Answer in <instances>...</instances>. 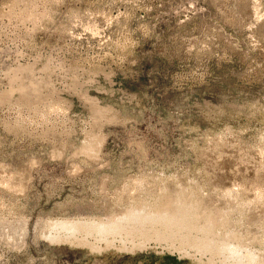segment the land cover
Returning a JSON list of instances; mask_svg holds the SVG:
<instances>
[{
  "label": "rangeland",
  "instance_id": "rangeland-1",
  "mask_svg": "<svg viewBox=\"0 0 264 264\" xmlns=\"http://www.w3.org/2000/svg\"><path fill=\"white\" fill-rule=\"evenodd\" d=\"M223 242L264 264V0H0V264Z\"/></svg>",
  "mask_w": 264,
  "mask_h": 264
},
{
  "label": "bare ground",
  "instance_id": "bare-ground-1",
  "mask_svg": "<svg viewBox=\"0 0 264 264\" xmlns=\"http://www.w3.org/2000/svg\"><path fill=\"white\" fill-rule=\"evenodd\" d=\"M179 191V190H178ZM176 211H181V209H177ZM169 212H171V211H169ZM169 212H166V213H163L161 216H159L160 218H165V220L167 219V220H169V221H173L174 220V216H176V214H175V211H172V212H174L173 214L172 213H170L169 214ZM184 215V214H183ZM186 215V214H185ZM131 216V215H130ZM189 216V215H188ZM187 217V216H186ZM135 218V217H134ZM159 218V219H160ZM130 219V218H129ZM176 220V219H175ZM87 221V220H86ZM99 221H101V220H99ZM113 221V220H112ZM142 220H140V222L138 221V222H136V224L137 223H145V221L146 220H144V221H142ZM151 221V220H150ZM83 222V221H82ZM97 222V223H96ZM96 222H89L88 224L89 225H93V224H96V226H98L99 227V229L100 230H103V232H105L106 234H110V232H112V231H118L119 230V228L121 227V226H124V224L122 223V224H118L117 222L116 223H114V222H109V223H104V222H98V221H96ZM128 222V221H127ZM146 222H148V221H146ZM176 222V221H175ZM81 222H71V221H58V222H56L55 223V226H56V228H58V229H60V230H68V229H70L71 228V230H72V232H75L76 231V229H77V227H78V225L80 224ZM84 223H86V222H84ZM155 223V222H154ZM164 223V222H163ZM172 223V222H171ZM98 224V225H97ZM127 224H129V223H127ZM126 224V225H127ZM135 224V223H134ZM134 224H131V225H134ZM151 224V223H150ZM157 224V223H156ZM165 224V223H164ZM175 224V223H174ZM125 225V226H126ZM138 225V224H137ZM179 225V224H178ZM220 225V224H219ZM94 226V225H93ZM136 226V225H135ZM134 226V227H135ZM143 226V225H142ZM141 226V227H142ZM147 226H149V225H147ZM165 226V225H164ZM169 226V225H168ZM172 226V225H171ZM177 226V225H176ZM134 227H132V228H134ZM138 227H140V226H138ZM137 227V228H138ZM144 227V226H143ZM142 227V228H143ZM158 228V227H157ZM160 228H162V230H163V227H160ZM159 228V229H160ZM168 228V227H167ZM169 228H170V226H169ZM185 228V227H184ZM98 229V230H99ZM121 229H122V227H121ZM125 229V228H124ZM128 229H129V227H128ZM131 229V228H130ZM139 229V228H138ZM153 229V228H152ZM144 230V229H143ZM154 230V229H153ZM158 230V229H157ZM172 230V229H171ZM133 231V230H132ZM134 231H136V230H134ZM168 231H170L169 229H168ZM173 231V230H172ZM171 231V232H172ZM190 231V230H189ZM124 232V230L123 231H119V233H123ZM137 232V231H136ZM139 232V231H138ZM144 232H146V230H144ZM157 232V231H156ZM160 232V231H159ZM175 232V231H174ZM182 232V231H181ZM132 233V232H131ZM135 233V232H134ZM147 233V232H146ZM180 233V232H179ZM77 234V233H76ZM125 234V233H124ZM165 234V233H164ZM87 235V234H86ZM94 235V234H93ZM134 235V234H133ZM136 235H138V234H136ZM140 235V234H139ZM143 235V234H142ZM145 235V234H144ZM162 235V234H161ZM62 236V235H61ZM106 236V235H105ZM132 236V235H131ZM135 236V235H134ZM145 237V236H144ZM211 237V236H210ZM53 238H55V237H53ZM60 238V236L59 235H56V238L55 239H59ZM101 239V238H100ZM105 239V238H104ZM187 240V239H186ZM185 241V240H184ZM210 242V241H209ZM71 243V242H70ZM184 243V242H183ZM235 243V242H234ZM114 244V243H113ZM202 244V243H201ZM208 242L206 241V243L204 242V245L205 246H208ZM128 247V246H127ZM134 247V246H133ZM91 248V247H90ZM97 248V247H96ZM100 248V247H99ZM126 248V247H125ZM128 249V248H127ZM204 249V248H203ZM217 249V248H216ZM220 249L221 250H223V251H225V250H229V251H232V253H236L237 254V252L238 253H240V255L239 256H241V258L239 257H237L238 258V260L236 261V262H234L233 264H249V263H251V264H253V259H252V257H251V255H248V256H244V255H242V253L241 252H239L238 251V249H237V245L235 246V244H232V243H228V242H223L221 245H220ZM225 249V250H224ZM130 250V249H129ZM95 251V250H94ZM99 252V251H98ZM217 252V251H216ZM231 253V252H230ZM228 254V253H227ZM233 256V255H232ZM211 257V256H210ZM219 258V257H218ZM203 260V259H202ZM211 260V259H210ZM222 260V259H221ZM215 261H214V258L212 259V263H214ZM206 263V262H205ZM216 263V262H215ZM228 264V263H227Z\"/></svg>",
  "mask_w": 264,
  "mask_h": 264
}]
</instances>
